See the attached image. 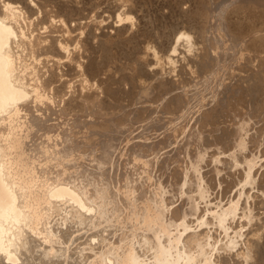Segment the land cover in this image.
<instances>
[{
    "label": "bare ground",
    "instance_id": "6f19581e",
    "mask_svg": "<svg viewBox=\"0 0 264 264\" xmlns=\"http://www.w3.org/2000/svg\"><path fill=\"white\" fill-rule=\"evenodd\" d=\"M0 264H264V0H0Z\"/></svg>",
    "mask_w": 264,
    "mask_h": 264
},
{
    "label": "snow or ice",
    "instance_id": "6c2138e0",
    "mask_svg": "<svg viewBox=\"0 0 264 264\" xmlns=\"http://www.w3.org/2000/svg\"><path fill=\"white\" fill-rule=\"evenodd\" d=\"M127 19H128L129 21H132L133 18H132L131 16H128ZM182 38H185V37H182ZM186 39H191V38H190V37H186Z\"/></svg>",
    "mask_w": 264,
    "mask_h": 264
}]
</instances>
